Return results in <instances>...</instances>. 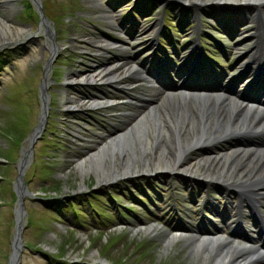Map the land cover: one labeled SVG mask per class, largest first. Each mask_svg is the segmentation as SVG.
<instances>
[{"label": "rangeland", "instance_id": "rangeland-1", "mask_svg": "<svg viewBox=\"0 0 264 264\" xmlns=\"http://www.w3.org/2000/svg\"><path fill=\"white\" fill-rule=\"evenodd\" d=\"M6 1L0 0V16L8 19L6 34L11 38L0 43V264L12 263L16 252L13 238L18 214L15 264H108L114 258L116 264H215L188 239L199 227L233 243L264 248V199L256 201L260 207L257 213L255 209L260 227L256 229V218L251 224V220L236 217L234 193L198 181L205 179L206 163L200 165L201 174L194 173V182L187 174L171 175L164 170L137 171L101 182L92 171L80 173L75 161L95 149L111 129L125 127L141 102L106 84L64 85L71 72L108 58L109 62L151 63L157 71L150 76L166 89L178 80L175 70L193 51L190 67L195 68L196 77L191 78L217 87L231 79L232 90L224 93H245L247 97L242 98L256 106L251 98H260L263 91L253 90L255 94L249 96L247 91H251L243 89L245 81L241 80L254 67L240 72L262 49L261 45L257 50L251 48L254 53L240 54L254 41L253 37L242 39L256 23L253 6L210 0L205 4L193 0L198 4L194 6H180L172 0ZM133 27L137 29L134 34ZM19 29L27 30L26 34L15 38L12 34ZM149 38L152 45L144 43ZM51 41L58 44L55 52L49 48ZM186 67L182 64L180 71ZM124 82L133 86L130 95H158H153L148 82L136 72ZM100 90L114 103L67 110L71 105L65 99L67 93L88 96ZM262 123L198 147L190 156L219 154L235 145L247 146L241 153L246 155L241 156L252 158L258 153L253 144H264ZM211 162L218 164L215 159ZM139 196L147 199L140 201ZM94 201L110 211L120 207L129 215L105 219L96 228L91 216L97 215ZM130 203L133 209L128 210L125 206ZM72 204L87 215L74 217ZM172 233L175 236L170 237ZM48 253L57 254V262L48 259Z\"/></svg>", "mask_w": 264, "mask_h": 264}, {"label": "bare ground", "instance_id": "bare-ground-1", "mask_svg": "<svg viewBox=\"0 0 264 264\" xmlns=\"http://www.w3.org/2000/svg\"><path fill=\"white\" fill-rule=\"evenodd\" d=\"M172 1L180 6H194L205 4L206 0H199L198 4H196L198 0H183V3H180V0ZM210 1L253 6L255 15L252 19L256 20V23L252 25L250 34L244 35L242 39L253 37L254 41L247 44L240 54H249V50L252 52V49L257 50L262 45L261 50L256 53L252 52L256 54L252 59L264 63V11H262L264 0ZM6 2L10 3L11 0ZM46 27L47 33L49 32L48 34L51 35V29L48 25ZM132 30L133 34L137 31L135 27ZM9 31L8 19L0 16V43L11 39L6 34ZM26 31L19 29L12 35L18 38ZM144 43L152 45V39L149 38ZM98 47L101 46L98 44ZM49 48L51 52H55L58 44L51 41ZM193 58V51L187 53L180 66L183 64L188 67L180 71L179 66L176 69L179 71L175 72L178 80L166 89H161L158 85L160 83H155L151 77L155 76L152 72L157 70L150 62L148 66H144L143 61L135 62L127 59L109 62L107 58L97 65L90 66L89 69L71 72L66 77L64 84L67 87L79 84L90 86L106 84L126 93L130 99L141 102L138 109L130 113L131 119L126 122L125 127L111 129L107 135L103 136L104 139L97 143L95 149L89 150L83 158L75 161L76 169L80 173L94 172L99 182L119 179L123 175L137 171L157 173L160 170L171 175L187 174L186 177L194 182L197 180L194 173L198 171L201 174L202 166L200 165L206 163L207 166H204L206 168L202 170L205 179L198 181L205 182L204 184L219 185L226 191L234 193L233 196L237 197V202L233 205L235 213L241 206H246L253 214V218H257V214L256 216L254 214V203L257 199H264V144L257 146L256 143L253 144L258 153L252 158L241 156L246 155V153H241H243L242 150L248 148L247 146L235 145L226 148L219 154L205 152L194 158L190 155L198 147L220 142L230 136L240 135L246 131V127L254 129L257 126L260 127L264 121V100L251 98L257 103L255 106L251 100H244L236 91H233L232 95H226L225 91L232 90L231 79L217 87L213 83H203L197 78H191L196 77L195 68L190 67ZM246 70L248 67L244 65L240 72ZM133 72L138 73L148 82L149 88L154 91L153 95L156 96L158 93L157 97L130 95L133 86L124 81ZM250 74L254 75L255 72L251 71ZM236 76L237 74L234 77ZM101 93L106 94L102 90L98 93H90L88 96L67 93L65 99L71 103L67 110L97 108ZM37 130L36 127L34 132ZM147 151L150 152L149 155H146ZM255 157L257 162H253ZM213 159L217 160V165L211 164ZM137 160L139 164H137ZM239 160L240 162L237 163ZM17 194L21 196L19 188ZM19 216L18 214V222ZM199 228L188 239L194 240V247L204 250L202 252L205 253V256L211 261L213 260L215 264H264V248L254 244L233 243L229 239L215 235L211 230L202 232V228ZM171 235L170 237L175 236L173 233ZM206 249L208 252H205Z\"/></svg>", "mask_w": 264, "mask_h": 264}, {"label": "trees", "instance_id": "trees-1", "mask_svg": "<svg viewBox=\"0 0 264 264\" xmlns=\"http://www.w3.org/2000/svg\"><path fill=\"white\" fill-rule=\"evenodd\" d=\"M43 12V14L47 17V15L45 14V12H44V10L42 11ZM49 18V17H48ZM50 19V18H49ZM51 20V19H50ZM52 21V20H51ZM79 197H78V200L79 199H82V195H78ZM100 199V198H99ZM98 200V199H97ZM101 200V199H100ZM71 207H72V209H71V212H72V214H73V216L74 217H76V218H82V217H84L85 215H87L86 213H85V211L82 209V208H80V207H77V205H74V204H72L71 205ZM127 207H128V209L129 208H131V204H127ZM93 210L94 211H96V213H97V215H91L89 212H87L88 214H90L91 216H92V220H93V222L95 223V226L96 227H99L100 226V223H102V222H104L105 221V219L106 220H112V219H114V218H116V215H117V213L118 214H122V215H124L125 213H127V214H129V212H127V211H124V210H122L121 208H117V211H110V210H107V209H105V208H103L102 207V205L100 204V202H97V201H94V205H93ZM83 213V214H82ZM29 214V213H28ZM89 215V217H91ZM30 216V215H29ZM28 216V217H29ZM57 218H58V220H60V217L61 216H56ZM56 255L57 254H46V256H47V258L48 259H53L55 262H57V257H56ZM113 261H116L117 259H112ZM113 261H110L108 264H112V263H114V264H116L115 262H113ZM117 263H118V260H117ZM64 264H71V263H69V262H66V263H64ZM74 264H77V263H74ZM99 264V263H98Z\"/></svg>", "mask_w": 264, "mask_h": 264}, {"label": "water", "instance_id": "water-1", "mask_svg": "<svg viewBox=\"0 0 264 264\" xmlns=\"http://www.w3.org/2000/svg\"><path fill=\"white\" fill-rule=\"evenodd\" d=\"M37 7H38L39 11H41L40 5L38 3H37ZM19 233H20V225H19V222L17 221L16 222V228H15V235H14V238H13V245H14V248H15L16 252H15V254L13 256L12 263H10V264H15V262H16L15 258L18 257L19 243H17V242L19 240V238H18L19 237Z\"/></svg>", "mask_w": 264, "mask_h": 264}]
</instances>
